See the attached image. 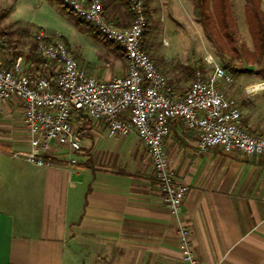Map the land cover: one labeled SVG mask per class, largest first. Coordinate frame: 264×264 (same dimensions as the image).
<instances>
[{"label": "crops", "instance_id": "obj_1", "mask_svg": "<svg viewBox=\"0 0 264 264\" xmlns=\"http://www.w3.org/2000/svg\"><path fill=\"white\" fill-rule=\"evenodd\" d=\"M100 1L108 22L130 23L127 0ZM15 51L1 53L0 66L19 57L30 72L28 51L13 57ZM121 58L123 65L115 63L106 78L126 72ZM154 58L168 84L184 92L190 68ZM244 112V127L264 135V93L246 99ZM21 116L15 96L0 107V264H186L177 221L134 131L109 136L106 125L92 119L80 136L81 151L71 154L75 163L54 152L51 164L38 166L14 155L28 147ZM163 142L176 180L188 186L181 215L199 264H264V155L217 146L197 151L195 134L180 120Z\"/></svg>", "mask_w": 264, "mask_h": 264}, {"label": "built area", "instance_id": "obj_2", "mask_svg": "<svg viewBox=\"0 0 264 264\" xmlns=\"http://www.w3.org/2000/svg\"><path fill=\"white\" fill-rule=\"evenodd\" d=\"M79 18L89 22L106 40L116 44L126 60V72L101 78L80 66L66 43L50 38L43 30L34 35L35 48L55 65V78L33 75L20 58L6 68L0 66V107L15 96L21 101V120L28 132V147L14 152L38 166L52 163V153L65 150L68 161L82 144L72 119L82 109L89 118L102 121L109 136L134 131L150 156L152 172L163 194L164 205L177 221V237L186 264H199L191 247L189 228L181 215V203L188 186L176 180L168 163L164 137L173 121L180 120L195 134L197 151L220 147L247 155H264V135L250 133L242 124L241 111L227 96L222 83L231 74L206 57L207 70L196 68L184 92L168 84L154 61L142 49V33L147 18L144 0H128L131 21L117 27L108 22L100 0H60ZM7 37L0 33V44ZM264 82L248 85L252 92Z\"/></svg>", "mask_w": 264, "mask_h": 264}, {"label": "rangeland", "instance_id": "obj_3", "mask_svg": "<svg viewBox=\"0 0 264 264\" xmlns=\"http://www.w3.org/2000/svg\"><path fill=\"white\" fill-rule=\"evenodd\" d=\"M63 5L49 0H0V29L6 31L18 53L30 51L35 33L43 30L50 38L63 40L80 65L101 78L108 77L103 74L113 70L115 63L123 65L122 50ZM145 5L148 16L145 52L154 62L156 57L170 65L190 68V81L196 68L207 70L206 57L224 66L232 81L222 83L220 87L227 96L235 99L244 124L245 100L264 93V88L253 93L245 90L251 80L264 78V55L258 58L255 29L245 8V0H225V17L234 30L230 36L220 28L222 16L216 14V10L219 12L217 0H208V27L196 21L191 0H145ZM260 8L264 12L263 1ZM107 50L114 51L116 56L109 58ZM244 63L252 68L245 69ZM72 124L76 130L78 123L74 118ZM57 154L59 157L69 155L64 150Z\"/></svg>", "mask_w": 264, "mask_h": 264}, {"label": "trees", "instance_id": "obj_4", "mask_svg": "<svg viewBox=\"0 0 264 264\" xmlns=\"http://www.w3.org/2000/svg\"><path fill=\"white\" fill-rule=\"evenodd\" d=\"M51 2H55L58 5H63L60 0H49ZM86 1V0H84ZM193 4V11L196 18V21L202 22L203 25L206 27L209 26V12H208V0H191ZM264 0H245V8L250 13V20L252 22V25L255 29V37L257 42V53L258 58L260 59L261 56L264 55V12L260 8V2ZM218 6H219V12L216 10V14H221L222 20L220 21V28H222L225 31L226 36H230L234 34V30L229 25L228 21L225 17V0H217ZM128 4V0H127ZM145 5V0H144ZM64 6V5H63ZM129 6V5H128ZM145 14L147 18V23L145 26V29L142 33V49L145 52V33H146V27L148 24V16L146 12V5H145ZM227 30L229 32H227ZM0 33L6 34V31L3 29H0ZM230 33V34H229ZM109 41V40H107ZM111 42V41H109ZM15 48L13 44H11V41H9L8 37L6 40V43L0 44V54L4 52H8L10 49ZM17 54H19L17 51L14 52L13 57H15ZM26 57L29 59V61L34 65V68L30 70V73L33 75H43V74H49L50 78L53 80L55 78V65L53 61L47 59L45 56H43L40 52H38L35 48V40L34 45L30 49V51L27 52ZM224 67V66H223ZM199 68V67H198ZM225 68V67H224ZM226 69V68H225ZM243 70H245L243 68ZM92 120L89 118V116L82 110L78 109L74 112V121L78 123V127L76 131L80 136L85 135V125L89 123V121ZM242 121V116H241ZM243 124V121H242ZM244 126V125H243ZM53 159V158H52Z\"/></svg>", "mask_w": 264, "mask_h": 264}, {"label": "water", "instance_id": "obj_5", "mask_svg": "<svg viewBox=\"0 0 264 264\" xmlns=\"http://www.w3.org/2000/svg\"><path fill=\"white\" fill-rule=\"evenodd\" d=\"M244 68L245 69H251L252 68V65H247L246 63H244Z\"/></svg>", "mask_w": 264, "mask_h": 264}]
</instances>
